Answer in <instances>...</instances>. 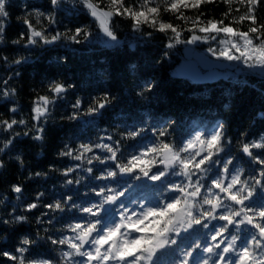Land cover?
Returning a JSON list of instances; mask_svg holds the SVG:
<instances>
[{
    "label": "trees",
    "instance_id": "1",
    "mask_svg": "<svg viewBox=\"0 0 264 264\" xmlns=\"http://www.w3.org/2000/svg\"><path fill=\"white\" fill-rule=\"evenodd\" d=\"M67 7H72L71 0H68ZM77 7L79 10L75 14L57 12L56 24L49 25L46 19L36 15V11L52 13L50 0L8 2L6 10L9 16L5 20V42L0 44V56H7L10 62L21 57H27V61L19 65H6L0 60V119H24L30 128L34 123L31 119L33 101L38 95H50V83L59 82L65 86L72 84L74 87L68 89L63 99L56 100L55 104L50 106L49 118L43 124L45 131L42 142L32 139L36 134L35 129H32L28 136L21 134L16 137L13 144L5 149L4 153H0V160L4 163V167L0 169V200H4V203L0 204V220H10L12 215L27 217V221L23 223H0L2 250L14 251L21 238L29 236L37 240V245L32 248V257L59 259L56 246L44 238L49 235L56 238L61 234L71 235L66 226L81 220L86 214L68 208L64 212H50L43 207L44 204L62 201L69 195L72 196L70 203L83 206L98 203L100 197L96 196L93 190L99 191L105 185L117 193H124L119 197L121 201L126 199L128 193L134 194L138 191V188L126 191L125 182L119 176L109 180L95 179L107 169H115L111 160L105 164L96 160H93L92 164L87 163V158L93 154L101 157L110 155L101 149L93 148L82 161L59 155L61 151H67L69 148L76 149L78 154L81 144L112 143L102 139L109 135L119 144L118 159L126 163L127 159L138 155L146 146L164 141L180 147L193 138L196 132H211L217 124L223 123L224 134L231 142L225 144L224 152L220 153L221 160L232 158L233 165L244 169L245 175L248 176L254 174V169H258L257 165L249 162V158L243 156L240 149L244 142L257 140L264 134V119L260 116L264 112V76L240 73L226 79L203 83L177 76L174 71L183 57V47L176 45L175 48L167 49L165 45L169 40L164 34L153 31L150 38L142 36L132 30L130 21L119 17L116 18L118 22L115 25V33L121 43H98L96 37L99 35V28L82 6ZM226 8L222 3L204 5L203 19L219 20ZM185 14L195 15L192 11ZM260 15L264 16V11H261ZM26 18L38 29L41 26L46 28V34L49 36L57 31L64 33L69 29L84 27L93 33V38L85 42L81 37L80 44L62 39L53 45L41 43L25 49L23 41L18 45L12 41L19 39L20 34L26 31L23 23ZM163 18L183 26L182 21L175 20L170 14H164ZM37 19L41 21L40 24L36 23ZM235 26L247 30V25ZM144 31L152 30L145 27ZM189 35L190 33H183L182 39ZM208 46L202 44L196 47L204 50ZM16 72L19 76L14 75ZM4 80H8L7 85L3 83ZM148 84L153 85L151 91L146 88ZM6 89H15V95L3 97L2 91ZM105 93L114 98L112 103L102 110V115H87V108L92 99L102 97ZM77 98L83 102L82 110L77 119L69 120L68 117L74 111L71 105ZM14 106L18 108L16 113L9 111ZM165 128L167 136H159L158 133ZM141 129L143 131L139 136L128 137L129 132ZM27 130L23 126L16 127V131L21 133ZM9 135L0 132V147H3ZM17 156L23 161V166L16 159ZM77 164L81 165V168L69 177L61 174L68 167ZM89 167L93 169L92 174L81 170ZM218 170L222 171V164L213 167L207 176L216 178ZM37 172L46 175L36 177ZM134 174L141 175L138 169ZM81 176L84 179L79 184L64 183L65 179L76 180ZM195 179L196 177H193V180ZM148 182L160 186L185 181L180 176H169L163 183L151 180ZM205 182L210 185L211 179H206ZM13 184H19L23 188L19 201L16 199L17 194L11 191ZM146 191L150 194L142 198H159L160 188L148 186ZM40 192H43L44 196L36 201ZM129 199L130 197L124 204ZM32 202H37L40 206L25 211L26 205ZM257 202L259 203V197ZM13 206H16L14 213ZM42 212H47L48 216L41 217ZM38 217L43 223H37ZM50 218L51 224L48 223ZM223 223L214 220L212 226ZM207 240L200 238L202 242ZM0 264L12 262L0 257Z\"/></svg>",
    "mask_w": 264,
    "mask_h": 264
},
{
    "label": "snow or ice",
    "instance_id": "2",
    "mask_svg": "<svg viewBox=\"0 0 264 264\" xmlns=\"http://www.w3.org/2000/svg\"><path fill=\"white\" fill-rule=\"evenodd\" d=\"M8 2L9 0H0V44L5 42ZM71 3L72 7L69 8L68 0H50L52 13L37 10L36 15L46 19L49 25H54L57 12L75 14L79 10L77 6H82L103 36L110 41L118 39L115 25L118 22L116 18L119 17L130 21L132 30L142 36L150 38L153 31L164 34L169 40L165 45L167 48H173L177 44L194 45L203 42L209 45L208 53L217 60L242 63L249 69H260L264 74V16L260 15L264 11V0H71ZM221 3L227 6L221 19H203L204 5ZM187 11H192L195 15L188 16L185 14ZM164 14L182 21L183 26L172 20H165ZM23 23L26 31L12 43L18 45L23 41L25 49L41 43L53 45L62 39L80 44L81 37L85 42L93 38V33L84 27L69 29L64 33L57 31L49 36L46 28L41 26L38 29L29 19H24ZM36 23L40 24L41 21L37 19ZM235 25H247V30ZM145 27L152 31H144ZM185 32L190 35L182 39ZM210 42H216L218 47H212ZM0 60L6 65H19L26 62L27 57L10 62L7 56H0ZM14 75L19 76V73ZM3 83L7 85L8 80ZM73 87L72 84L65 86L59 82L50 83V95H38L33 101L31 119L34 123L30 128L24 119H0V132L10 134L3 147H0V153H4L16 137L21 134L28 136L32 129L36 133L32 139L42 142L45 131L43 124L49 118L50 106L56 100L63 99L68 89ZM152 87V84L146 86L148 91ZM2 95L5 98L14 96L15 89L3 90ZM113 99L107 93L99 98L94 97L86 114L102 115V110ZM82 106V100L77 98L71 105L74 111L68 119H77ZM9 111L16 113L18 108L14 106ZM260 116L264 119V112ZM19 126L28 130L18 132L16 127ZM223 129V123H219L211 132L198 131L180 147L159 141L146 146L138 155H132L126 163L118 159L119 144L113 141L111 135L102 139L112 143L81 144L78 154L76 149L71 148L61 151L60 156H70L77 161L84 160L93 148L110 154L104 157L93 154L87 158L88 164H92L93 160L100 164L111 160L115 164V169H107L95 177L97 180L131 176L138 169L141 176H136L137 180L144 177L163 183L169 176H180L185 182L172 183L167 190L170 195L165 196L163 201L139 203V211L129 209L119 200L124 193H117L106 185L99 191L93 190L100 197L98 203L88 206L70 203L72 196L69 195L62 201L44 204L43 207L50 212H64L68 208L86 214L81 220L66 226L71 235L61 234L59 238L49 235L44 238L56 246L59 259L32 257V248L37 245V240L29 236L21 238L14 251L0 249V257L12 264H264V134L241 146L240 150L249 158V162L258 166V169H254V174L248 176L244 169L233 165L232 158L221 160L220 153L224 152L225 144L231 142L227 140ZM141 131L143 129L131 131L128 137L139 136ZM167 134L166 128L158 133L159 136ZM16 159L23 166L21 158L17 156ZM220 164L222 171L218 170L216 178L208 177L211 169ZM230 165L233 166L229 167ZM3 167L4 163L0 160V169ZM80 168L81 165L77 164L68 167L61 174L67 178ZM81 170L89 174L93 172L91 167ZM42 175L46 174L35 173L36 177ZM193 177L196 179L193 180ZM31 178L30 175L29 179ZM83 179V176L76 180L65 179L64 183L79 184ZM206 179H211L210 185L205 182ZM11 191L17 194L16 199L19 201L22 186L13 184ZM43 196V192L38 193L36 201ZM3 203L4 200H0V204ZM39 206L37 202L28 203L25 211ZM15 210L16 206H13V213ZM116 214L119 215L118 220L115 219ZM45 216L48 213L42 212L41 217ZM213 220L224 223L209 228ZM26 221L27 217L24 215H12L10 220L2 219L0 223L8 225ZM37 223H43V220L38 217ZM48 223H52V218ZM196 226L209 230L205 233L207 242L196 240L191 245L182 246V237L190 231L195 232Z\"/></svg>",
    "mask_w": 264,
    "mask_h": 264
},
{
    "label": "rangeland",
    "instance_id": "3",
    "mask_svg": "<svg viewBox=\"0 0 264 264\" xmlns=\"http://www.w3.org/2000/svg\"><path fill=\"white\" fill-rule=\"evenodd\" d=\"M107 37L103 36V33L99 30V35L96 37V41L101 44H113L111 42L117 43L116 41H107ZM107 41V43H105ZM169 43V42H167ZM166 43V44H167ZM212 47H218L216 42H210ZM118 44V43H117ZM208 44L199 42L194 45H188L183 49V58L185 61H182V64L178 66V68L174 71L177 76H192L194 77L197 69V65L203 69L202 73L197 74V80L199 83H203L206 81H215L221 78H229L234 73H251L256 76H264L261 73L260 69H249L242 63L238 62H228L226 60L220 59L217 60L215 57L211 56L207 49L197 50L196 46H201ZM176 47V46H175ZM173 47V48H175ZM167 48V47H166ZM172 49V48H167ZM202 132V131H200Z\"/></svg>",
    "mask_w": 264,
    "mask_h": 264
},
{
    "label": "water",
    "instance_id": "4",
    "mask_svg": "<svg viewBox=\"0 0 264 264\" xmlns=\"http://www.w3.org/2000/svg\"><path fill=\"white\" fill-rule=\"evenodd\" d=\"M118 42H120V41H118ZM124 178L126 177V175L125 176H123Z\"/></svg>",
    "mask_w": 264,
    "mask_h": 264
}]
</instances>
